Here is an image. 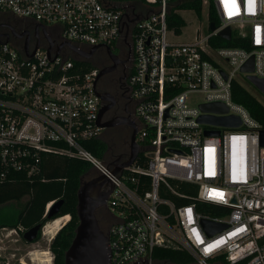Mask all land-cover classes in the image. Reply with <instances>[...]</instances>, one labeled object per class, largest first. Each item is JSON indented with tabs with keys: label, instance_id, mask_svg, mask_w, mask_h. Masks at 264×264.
<instances>
[{
	"label": "built area",
	"instance_id": "1",
	"mask_svg": "<svg viewBox=\"0 0 264 264\" xmlns=\"http://www.w3.org/2000/svg\"><path fill=\"white\" fill-rule=\"evenodd\" d=\"M192 1L0 0V178L9 170L38 173L43 154L86 161L106 176L113 185L106 203L112 215L105 231L109 264H172L155 256L156 248L183 251L193 264H220L221 258L226 264H264L261 127L232 98L240 75L264 79V0H201L208 31L197 28L189 41H170L167 35L175 38L176 31L168 16L177 14L176 3ZM209 8L219 20L214 30ZM12 17L33 25L18 29ZM227 26L229 40L219 36ZM13 31L30 35L26 49V35L17 43ZM121 43L132 59L127 86L139 153L114 172L124 160L106 163L82 142L104 129L97 125L103 101L93 56ZM250 58L252 71H242ZM195 94L202 100L193 101ZM213 102L227 112L200 108ZM202 114L236 115L241 124L203 123ZM58 199L45 204L44 215ZM199 201L219 210L202 213ZM202 220L225 227L209 234Z\"/></svg>",
	"mask_w": 264,
	"mask_h": 264
},
{
	"label": "trees",
	"instance_id": "2",
	"mask_svg": "<svg viewBox=\"0 0 264 264\" xmlns=\"http://www.w3.org/2000/svg\"><path fill=\"white\" fill-rule=\"evenodd\" d=\"M181 6L194 8L199 16L201 14V0L185 2ZM208 19L215 25L219 24V20L211 8L208 10ZM184 24L185 21L178 14L170 13L168 16V27H174L177 34L180 33ZM221 44L244 46L234 41H223ZM75 64L82 65L84 69L91 66V64H82L77 61ZM232 98L242 104L250 115L259 122L261 129H264V104L259 99L257 92H251L245 86L237 83L233 85ZM129 142L130 130L124 131L117 127L105 128L100 136L86 139L82 144L99 159L106 163H112L115 159L125 160L128 157ZM141 159L142 157H140L142 162ZM2 171L3 168L0 163V174ZM97 175L99 174L86 161L53 154L43 155L41 169L34 175L27 176L23 171H7L5 177L0 178V208L6 204L16 203L18 210L13 219L7 220L0 215V227L16 228L21 225L28 229L41 220L45 224L64 216L63 219L67 222L61 224L50 242V250L54 254V264H64V253L71 243L78 224L77 190L82 179H91ZM55 198L63 199L57 216L52 219L44 217L45 204ZM197 208L200 212L209 214H215L219 210L217 205L202 201L197 202ZM154 254L172 264H178V262L193 264L191 257L180 250L156 248ZM219 262L226 264L223 258L219 259Z\"/></svg>",
	"mask_w": 264,
	"mask_h": 264
},
{
	"label": "water",
	"instance_id": "3",
	"mask_svg": "<svg viewBox=\"0 0 264 264\" xmlns=\"http://www.w3.org/2000/svg\"><path fill=\"white\" fill-rule=\"evenodd\" d=\"M210 29L214 30L216 25L214 22H210ZM15 36L25 38V49L27 48V33H17L13 31ZM219 36L224 39H230V28L227 26L219 32ZM38 44H36L37 47ZM51 45V44H50ZM70 48L84 57H88L89 54H83L78 52L73 46ZM108 48V47H107ZM109 49V48H108ZM58 52V51H57ZM242 71H252V58L244 64L241 68ZM104 73V70H100L98 77ZM247 79L254 84V86L264 93V79L258 78L254 75H248ZM97 95L104 102L106 97L103 93L97 91ZM200 108L204 112H216L225 113L227 107L221 102L204 103L200 105ZM107 110V106L102 105L99 117L97 119V125L101 128H108L111 126L125 125L130 128V142H129V154L128 157L118 164L114 172H119L121 168L127 167L139 153V146L135 141L136 128L131 123L128 117H124L117 122L102 121V116ZM199 121L212 125H219L225 127H237L241 124V120L236 115H211L202 114L199 116ZM207 135H217L218 130H207ZM259 146H264V129L259 130ZM113 190L112 182L104 175H97L94 178L81 180V184L77 190L76 197V212L78 218V224L75 229L74 236L67 250L64 253V264H109L110 262V249L108 236L104 230L99 226L98 220L95 215V211L100 206L107 203V199ZM63 203V199H58L48 210L47 218L52 219L56 217L59 209ZM202 227L204 230L213 234L225 227L224 224L218 222H212L209 220H202ZM41 223H37L23 233V239L27 242H31L37 239L40 231ZM42 228V227H41Z\"/></svg>",
	"mask_w": 264,
	"mask_h": 264
},
{
	"label": "flooded vegetation",
	"instance_id": "4",
	"mask_svg": "<svg viewBox=\"0 0 264 264\" xmlns=\"http://www.w3.org/2000/svg\"><path fill=\"white\" fill-rule=\"evenodd\" d=\"M11 22L18 29H21V27L24 26L31 27L33 25L32 22L23 23L22 21H20L15 17H12ZM23 39H24L23 36L22 37L15 36V40L17 43H21ZM29 39H30V35H27V40L29 41ZM108 48L105 49L99 48L97 50V53L93 56V62L100 70H104V73L101 76H99L97 79V90L103 93L104 96L106 97V101L103 102V105L105 104L107 106V110L104 112L102 116V121L113 123L121 120L124 117H128L130 119L131 116L132 102L129 96L127 77L132 69V59H131L129 47L125 43H121L117 48H112V47H108ZM117 127L121 128L124 131L130 130V128L125 125L111 126L106 129L117 128ZM87 179L90 178H84L83 180H87ZM46 215H44L43 213L44 217ZM95 215L101 229L106 231L110 223L112 222V215L111 213H109L107 205L104 204L99 208H97L95 211ZM63 217H59V218H63ZM59 218L51 221V223L58 220ZM37 223H41V227H42V228L40 227V231L38 233L37 239L31 242L25 241L22 235L26 229L23 227L22 232L19 231L21 240L30 244L39 239L44 224L42 220ZM6 227L8 226H1L0 229H4ZM17 233L18 232H16V234ZM52 238L50 239L49 237L47 238L49 242V250H50V242ZM1 262H6V264H9L8 261H5L3 259L0 260V263ZM19 262L20 264H27L24 260H19ZM12 264H17V263L13 262ZM51 264H54V254L52 257Z\"/></svg>",
	"mask_w": 264,
	"mask_h": 264
},
{
	"label": "rangeland",
	"instance_id": "5",
	"mask_svg": "<svg viewBox=\"0 0 264 264\" xmlns=\"http://www.w3.org/2000/svg\"><path fill=\"white\" fill-rule=\"evenodd\" d=\"M174 9L185 21V24L181 28L180 33L178 35L176 33L175 38L170 33L167 35L170 41H189L193 38L194 30L197 28L200 29L201 33H206L208 31L207 9L205 7L202 8L200 16H197L194 9L184 8L177 3L174 6ZM239 81L240 84L242 83L245 85L249 91L257 92L259 94V99L264 104V98L252 82L243 77V75H240ZM201 100V95H193V101L196 102ZM17 210L18 207L16 203L6 204L0 208V215H2V218H6L7 220L13 219ZM63 222V218H59L52 223L46 222L47 224L42 229L43 234L41 232L39 239L30 244L21 240L19 231H17L15 227L0 229V260L3 259L8 261L9 264H12L13 262L20 264L19 260H24L27 264H51L53 254L49 250V242L47 238H52L59 230V226ZM13 230L18 233L16 234ZM53 232H55V234ZM0 264H6V262H1Z\"/></svg>",
	"mask_w": 264,
	"mask_h": 264
},
{
	"label": "bare ground",
	"instance_id": "6",
	"mask_svg": "<svg viewBox=\"0 0 264 264\" xmlns=\"http://www.w3.org/2000/svg\"><path fill=\"white\" fill-rule=\"evenodd\" d=\"M195 189H198L199 187H198V185H192ZM59 218V217H58ZM52 221V220H51ZM51 221H49V222H51ZM49 222H47V223H49ZM46 223V224H47ZM44 228V227H43Z\"/></svg>",
	"mask_w": 264,
	"mask_h": 264
},
{
	"label": "crops",
	"instance_id": "7",
	"mask_svg": "<svg viewBox=\"0 0 264 264\" xmlns=\"http://www.w3.org/2000/svg\"><path fill=\"white\" fill-rule=\"evenodd\" d=\"M44 155V154H43ZM43 155H42V160H43ZM47 155H49V154H47ZM54 155V154H53ZM54 234H55V232H53Z\"/></svg>",
	"mask_w": 264,
	"mask_h": 264
},
{
	"label": "snow or ice",
	"instance_id": "8",
	"mask_svg": "<svg viewBox=\"0 0 264 264\" xmlns=\"http://www.w3.org/2000/svg\"><path fill=\"white\" fill-rule=\"evenodd\" d=\"M250 6H251V3H250ZM233 7H234V5H233ZM234 14V13H233Z\"/></svg>",
	"mask_w": 264,
	"mask_h": 264
}]
</instances>
